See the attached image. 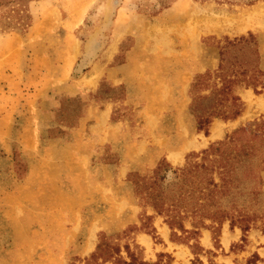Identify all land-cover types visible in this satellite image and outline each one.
Returning <instances> with one entry per match:
<instances>
[{
  "label": "rangeland",
  "instance_id": "rangeland-1",
  "mask_svg": "<svg viewBox=\"0 0 264 264\" xmlns=\"http://www.w3.org/2000/svg\"><path fill=\"white\" fill-rule=\"evenodd\" d=\"M28 7L29 25L0 30V264H119L131 261L126 245L134 264L148 260L135 234L158 242L154 222L166 221L146 203L142 178L161 159L176 168L216 144L249 152L236 196L244 218L167 224L178 248L156 261L223 264L198 236L209 229L220 247L229 224L239 232L226 251L231 264H264V0H31ZM253 45L258 86L238 90L242 112L216 117L208 134L198 130L194 76L215 70L224 46ZM101 240L118 245L120 256L97 250Z\"/></svg>",
  "mask_w": 264,
  "mask_h": 264
},
{
  "label": "trees",
  "instance_id": "trees-1",
  "mask_svg": "<svg viewBox=\"0 0 264 264\" xmlns=\"http://www.w3.org/2000/svg\"><path fill=\"white\" fill-rule=\"evenodd\" d=\"M30 1L0 0V30L29 25L32 20L28 7ZM258 46H224L218 67L194 76L190 87L191 110L198 130L208 134L216 117L228 119L242 112L244 103L238 90L258 86ZM248 155V151L233 152L230 147L216 144L189 153L186 162L176 168L161 159L153 174L149 178H142L144 199L157 213L165 216L166 223L172 229L178 224L183 227V221L187 219L193 225L204 227L207 220L218 223L224 220L231 223L241 221L244 213L236 208V196L243 193L238 180L243 173L248 175ZM102 243V240L98 242L97 250L111 252L116 248L120 256L118 245L114 248L106 242ZM125 249L131 261L119 257L118 263L134 264L136 257L129 253V246L126 245ZM141 259L139 264H158V261Z\"/></svg>",
  "mask_w": 264,
  "mask_h": 264
},
{
  "label": "crops",
  "instance_id": "crops-1",
  "mask_svg": "<svg viewBox=\"0 0 264 264\" xmlns=\"http://www.w3.org/2000/svg\"><path fill=\"white\" fill-rule=\"evenodd\" d=\"M181 150H176V151L181 153ZM151 212L153 211L151 210ZM160 219L161 220H155L154 222L155 226L157 227V232L159 234L160 240L158 242H156L151 235L143 231H139L137 234H135V237H134L135 242L139 243L141 248H143L144 253H145L144 254L145 258L151 261L158 260L159 253L163 251H167L169 247L173 250H175V248H178V245L176 243H173L170 240L169 226L167 225V223L164 222L162 218ZM132 222H137V220L133 219ZM238 236H239V232L236 228L232 229L229 224H224L221 227V234L219 236V241H218V244L220 245V247H216L214 245V239H213L211 231L209 229L203 228L201 229L199 236H198V244L202 246V248L205 251L214 250L220 253V255L218 256L216 255L215 257L220 258V261H222L223 264H231L233 262V259L231 258V255L228 254L226 251L231 249V246H232L231 244L238 238ZM183 252H185V249H183ZM201 258L202 260H204L207 257L202 256ZM175 260L177 259H174L170 263L167 262V264H175L176 262ZM181 261H184V260L182 259L180 261H177L176 264H180Z\"/></svg>",
  "mask_w": 264,
  "mask_h": 264
},
{
  "label": "bare ground",
  "instance_id": "bare-ground-1",
  "mask_svg": "<svg viewBox=\"0 0 264 264\" xmlns=\"http://www.w3.org/2000/svg\"><path fill=\"white\" fill-rule=\"evenodd\" d=\"M255 14H257V13H255ZM250 102H251V98L249 97V99H248ZM260 103V102H259ZM261 105L263 104V103H260ZM217 127V126H216ZM219 129V128H218ZM215 134V133H214ZM220 134H221V130H220ZM219 134V135H220ZM181 156V153L180 152H177V151H175V152H172V153H170V158L172 159V160H174V161H176V159H178L179 157Z\"/></svg>",
  "mask_w": 264,
  "mask_h": 264
}]
</instances>
